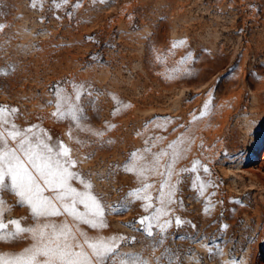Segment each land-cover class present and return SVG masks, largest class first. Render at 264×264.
Returning <instances> with one entry per match:
<instances>
[{"label": "rangeland", "instance_id": "rangeland-1", "mask_svg": "<svg viewBox=\"0 0 264 264\" xmlns=\"http://www.w3.org/2000/svg\"><path fill=\"white\" fill-rule=\"evenodd\" d=\"M0 25L8 121L0 131L15 125L52 144L63 140L77 161L73 171L102 202L127 205L108 210L102 229L67 216L53 222L90 238L124 236L120 250L142 253L149 264H264V0H0ZM73 84L87 89L81 127L52 115L57 85L73 94ZM181 137L171 177L161 175L168 145ZM162 150L169 155L153 165ZM133 164L155 170L141 177L126 171ZM71 183L84 190L80 180ZM145 184L141 198L128 195ZM3 195L5 222L36 223L14 195ZM156 208H163L159 222L171 223L161 233L154 222L149 237L139 220ZM24 235L0 241V252L28 247Z\"/></svg>", "mask_w": 264, "mask_h": 264}, {"label": "snow or ice", "instance_id": "snow-or-ice-1", "mask_svg": "<svg viewBox=\"0 0 264 264\" xmlns=\"http://www.w3.org/2000/svg\"><path fill=\"white\" fill-rule=\"evenodd\" d=\"M67 2L68 0H61V3ZM59 6L60 4H57V7ZM2 27L3 25H0V28ZM183 43L184 41L174 42L173 46ZM72 87L73 94H69L57 85L56 111L52 115L58 120H71L77 127H81L80 122L85 116L80 101L87 89L83 84H73ZM210 103L209 100L204 104L201 116L208 112ZM5 110V107L0 106V128L8 122L4 118ZM11 111L15 112L16 109ZM193 119L197 117L194 115ZM94 135L102 136L103 133L95 132ZM9 140L15 141V146H10ZM50 141V136H42L31 128L20 130L12 125V130L7 133L0 131V241H17L26 238L24 234H28L32 240L28 247L18 252H0V264H149L142 253L120 250L127 239L124 236L90 238L79 229L74 231L67 221H52L53 217L67 216L74 222L87 224L93 229H102L107 226L105 216L108 210L120 213L127 211V205H105L92 191L91 181L83 179L79 172L73 171L77 161L72 158L70 147L63 140L55 144ZM182 143L183 137L168 145L171 150L170 160L161 175L171 177L172 165L181 156L179 145ZM163 155H169V152L162 150L154 153L153 165H158ZM197 164L199 161L193 162L191 171H196ZM148 170L154 171L155 168L149 169L147 165L137 167L135 164L126 168V171H137L141 177ZM204 171L207 172L208 169L205 167ZM73 180H80L84 190L79 191L73 187ZM148 187L150 185L145 184L128 195L139 199L141 197L138 194ZM168 187L167 202L171 203L174 186L169 184ZM204 187L201 183L200 190ZM163 188L164 184L161 185V197L164 196ZM5 192L17 198V206H26L30 210L35 224L24 225V218H13L5 222L4 214L10 210L4 199ZM143 199L148 197L145 195ZM150 207L151 204L145 205L146 210ZM162 212L163 208H156L152 216L140 218L139 224L149 237L153 236L154 222L161 233L165 232L171 223L167 220L164 223L159 222L158 215ZM181 222L177 217L176 225L179 226ZM160 243H163V238L156 241V244Z\"/></svg>", "mask_w": 264, "mask_h": 264}, {"label": "bare ground", "instance_id": "bare-ground-1", "mask_svg": "<svg viewBox=\"0 0 264 264\" xmlns=\"http://www.w3.org/2000/svg\"><path fill=\"white\" fill-rule=\"evenodd\" d=\"M261 157H264V147L262 148L261 152H260ZM151 163V162H150Z\"/></svg>", "mask_w": 264, "mask_h": 264}]
</instances>
